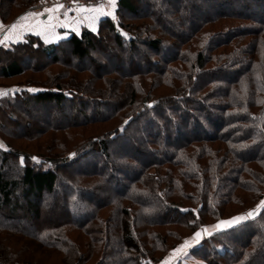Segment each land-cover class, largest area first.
Segmentation results:
<instances>
[{
	"label": "trees",
	"instance_id": "16d2710c",
	"mask_svg": "<svg viewBox=\"0 0 264 264\" xmlns=\"http://www.w3.org/2000/svg\"><path fill=\"white\" fill-rule=\"evenodd\" d=\"M33 1L0 0V22ZM113 16L95 32L0 45V79L43 77L1 97L0 113L13 124L29 119L15 114L16 103L60 116L66 106L69 120L39 126L34 137L80 139L62 149L68 155L48 144L29 156L3 143L0 121V232L15 236L8 243L26 239L17 249L0 243V264H38V248L64 264H157L196 230L264 197V0H116ZM103 41L111 54L101 53ZM93 124L108 128L89 139L76 131ZM121 143L125 153L111 152ZM110 184L115 193L101 197ZM52 195L65 217L38 225ZM263 250L264 208L188 249L203 264H258Z\"/></svg>",
	"mask_w": 264,
	"mask_h": 264
},
{
	"label": "rangeland",
	"instance_id": "374dc122",
	"mask_svg": "<svg viewBox=\"0 0 264 264\" xmlns=\"http://www.w3.org/2000/svg\"><path fill=\"white\" fill-rule=\"evenodd\" d=\"M31 4L29 5V7L27 9H31ZM198 15H199V12H195L192 19H195V17ZM102 43H103V45L100 47L101 53L103 55L111 54L112 45L110 46L109 42L107 43V45H105L106 42H104V41ZM72 63H78V62H75L74 60H72ZM32 64H33V62H30V61L29 62H26V61L23 62L22 61L23 66H26V65L28 66V65H32ZM80 64L83 67L87 66V62L85 60H81ZM109 64H110V65H108L109 67H114V66L117 68L121 67L120 65H116L117 63H115V64H113L112 62L110 63V61H109ZM54 69L56 70L58 68H54ZM72 72L73 71H70L69 73H72ZM80 77L89 78L91 76L88 75L87 73H83L80 75ZM27 78H42L43 79V77L41 75L39 76V75H36V74L28 72V71L19 77H15L12 79H0V90H6L5 94H0V98L8 96L14 90L19 89V87H20L19 84L24 83V81ZM35 85H39V84L36 83ZM116 100H117L116 97L115 98L114 97L108 98L105 106L100 107L101 110L106 111V110L111 109L113 107V102H115ZM14 109H15V114L18 117L21 116V113L23 110L24 112L27 113V117L29 119H25V118L20 117L21 120H18L17 123L11 124V122L7 119V113L6 112L0 113L1 125L3 126V129H5V133L7 136V137L3 138L4 141L3 140L2 141H3V143L9 144L11 146V148H14L15 150H17L19 152H25L29 156H34L33 154H36V153L45 154V146L48 144H52V146H55V147H53V148H55L54 151L57 153H60V154L63 153L61 156H64L65 154L66 155L69 154L68 152H64V151L70 150L77 143V141L80 140V139H78V137L75 138L76 135H74V136H73V134L68 135V133H67L68 131L66 132L67 135H66V133H63V132H59V133L47 132V133H42L40 136H36V138L34 137L35 128H39V126L41 127L44 124H54V123H58V122L63 121V120H69V112H68L66 106H63L62 116L57 115L55 113L53 106L50 107L48 109V112H47V109H45L44 106L34 105L32 102H29V104L27 106H23L20 103L19 104L16 103ZM46 112H47V114H45ZM105 128H108L107 124H105V125L93 124V125H89L87 127H82V128L76 129V131L82 130V135H83L82 137L85 139H89L92 136H96V135L100 134L102 129H105ZM53 138L56 140L60 139L62 141V143H61L62 145L54 144L55 142H54ZM57 143H58V141H57ZM3 147H4V144H3ZM109 148H110L111 152H113V153L122 154V153H125L127 151L128 147L126 144L121 143L120 146L115 144V145H110ZM62 149H64V151H62ZM146 157H147L146 155L140 156V158H142V159L146 158ZM33 158H35V159H33ZM31 160L33 162H38V158H36V157H31ZM114 193H115V187H113V184H110L106 190L102 191L100 196L105 197V196H108V195H111ZM18 197L19 196H17V199L19 200V202L21 204H23V201L20 200V198H18ZM51 197H53V198L49 199V198L44 197L42 199V205L46 204L47 208L50 210V213L47 214V212L42 211V217L37 222L38 225L43 226V225H49L52 223H56L58 221L63 220L65 217V215L63 213L64 212L63 202L59 198V195L58 196L52 195ZM262 201H264V197L262 198L261 202ZM261 202H259L257 205H255L251 209H257V206L260 205ZM260 210L261 209H259L257 211V215L259 214ZM247 211H245L241 214L232 216L230 218H225V219H221V220H229L233 217L245 216ZM18 214H21V213H18ZM22 216H24V215H22ZM256 216H254V217H256ZM221 220H218L217 222L211 223L205 227L208 228L209 226H211L213 224H217ZM14 222L20 223L21 221L18 219V220H15ZM22 223L25 225L26 221L22 220L21 224ZM0 224L1 225L5 224V222L1 218H0ZM205 227H202V228H205ZM202 228L196 230L195 232L200 231ZM25 229H29V228L26 227ZM74 235H75V233H74ZM203 235H205V234L202 233V236ZM8 236H10L9 233L0 232V243L6 244V246H8L10 248L14 247L17 249L19 247V244L22 245L24 242H26V239L23 238L24 242H19V243L16 242L13 244H12V242L8 243L9 239H7V238L12 237V236L11 237H8ZM5 237H7V238H5ZM12 238H15V236ZM185 241H186V239H183L175 249L180 247L182 244L184 245ZM3 249L0 248V251H2ZM42 250H43L42 248H38V252L37 253L35 252L34 254L31 255V258L35 259L38 264H64L63 262L60 261V256L56 257L55 254L48 255V253H45V252H43L41 254L40 252H42ZM174 250H171L166 255L165 258H167V257L172 258ZM3 251H4L5 255L7 256V250L5 249ZM260 258L261 259L259 260L258 264H264V250L262 251V256ZM178 261H179V264H203L201 261L196 259L189 251L182 252Z\"/></svg>",
	"mask_w": 264,
	"mask_h": 264
},
{
	"label": "snow or ice",
	"instance_id": "6c2138e0",
	"mask_svg": "<svg viewBox=\"0 0 264 264\" xmlns=\"http://www.w3.org/2000/svg\"><path fill=\"white\" fill-rule=\"evenodd\" d=\"M43 2L44 0H42V3ZM72 3L73 5H76V7L68 9V8H65V6L59 2V0H54L53 7L45 9L44 12L36 13V12L30 11V12L25 13L24 15L20 16L11 26H8V33L0 36V44H4L5 41H8V40L17 42V38L14 33H15V30L21 26V22L27 21L30 17L43 16L45 15V13L48 14L47 20L39 21L35 25L28 24L24 27H25V30L29 32L33 31L34 28H39L40 31H37L36 34L44 36L45 40H47L50 35L54 34V29L57 25H60L62 27H68V23H63L60 20L61 10H63L62 15L65 21H68L70 19L69 11H75L77 13V16L71 19V23L75 24V23H78L81 19H87L88 21H90L89 26L91 27L92 31L95 32L96 31L95 24L98 21V19L104 16H113L111 9L115 7L116 0H99V4L97 6H93L91 4L87 6L78 5L77 0H72ZM105 4L109 7L108 11H105V8H104ZM113 19H115L114 16H113ZM3 28L4 26L2 25V22H0V32L3 31ZM5 91L6 90H0V94H5ZM262 208H264V201H262L260 205L257 206V209L251 210L245 216H237L229 220H221L217 224L211 227L215 231H223L225 229L232 228L242 223L246 219L253 218L254 215L257 213V211ZM202 233L207 234V235L212 234V232L209 231L207 227H205V228H202L200 231L195 232L192 240L198 242L199 239L202 237ZM189 246H190V241H185L184 245H181L180 247L174 250L173 256H175L176 253H182L184 249ZM162 264H168V261L166 260L162 262Z\"/></svg>",
	"mask_w": 264,
	"mask_h": 264
},
{
	"label": "crops",
	"instance_id": "0c3cea01",
	"mask_svg": "<svg viewBox=\"0 0 264 264\" xmlns=\"http://www.w3.org/2000/svg\"><path fill=\"white\" fill-rule=\"evenodd\" d=\"M104 8H105V11H108L109 10V7L106 4L104 5ZM114 8L111 9L112 13L114 11ZM30 11L34 12L31 9H26L23 12H21L19 15H17L15 18H13L12 20H10V21H8L6 23H2V25L4 26V28H3V31L0 32V36L8 33V26H11L20 16H22L25 13L30 12ZM40 12H44V10L43 11H40ZM40 12H36V13H40ZM62 12H63V10H61V13H60V20L63 23H68V27H62L60 25H57L55 27V29H54V34L50 35L48 37V39L45 40L44 36L37 35L36 34L37 31H40L39 28H34L33 31L29 32V31H26L25 30V27L24 26H26L28 24L35 25L39 21H45V20H47L48 14L45 13V15L40 16V17H30L27 21L21 22V26L18 27L15 30V33L14 34L16 35L17 42L23 40L26 35H34V36H37L44 43H51V42H55V41H57V40H59L61 38L66 37L69 32H74V33L78 34L82 28H87L89 30H92L91 27L89 26L90 25V21H88L87 19H81L78 23H75V24L71 23V19H73V18H75L77 16V13L75 11H70L69 12V18L70 19L68 21H65L64 20V17L62 15ZM100 19H98V21ZM97 22L95 24V27L97 26ZM74 29H76V30H74ZM11 43H16V42H13L12 40H8V41H5L4 44H0V45L6 47V46H8ZM213 225H215V224H213ZM213 225H211V226H213ZM211 226L208 227L209 231H211L212 233L213 232H216L214 229H212ZM205 236H207V234L203 235L202 237H205ZM192 238H193V236L186 240V241H190V246L187 247V248H185L183 252L188 251V249H190L191 247H193L194 245H196L199 242V241L197 242V241L192 240ZM180 255H181V253H177L175 256H172V258L171 257H167V258L163 259L161 262H159L157 264H162V262H164L166 260L168 261V264H179V261L178 260L180 258Z\"/></svg>",
	"mask_w": 264,
	"mask_h": 264
},
{
	"label": "built area",
	"instance_id": "2783aa9c",
	"mask_svg": "<svg viewBox=\"0 0 264 264\" xmlns=\"http://www.w3.org/2000/svg\"><path fill=\"white\" fill-rule=\"evenodd\" d=\"M59 2L63 4L65 8L68 9L76 7V5H73L72 0H59ZM53 3L54 0H44L43 3L42 0H35L31 4V10H33L34 12H40L47 8L53 7ZM77 4L83 6H87L91 4L93 6H97L99 4V0H77Z\"/></svg>",
	"mask_w": 264,
	"mask_h": 264
},
{
	"label": "water",
	"instance_id": "95a60500",
	"mask_svg": "<svg viewBox=\"0 0 264 264\" xmlns=\"http://www.w3.org/2000/svg\"><path fill=\"white\" fill-rule=\"evenodd\" d=\"M251 210H253V209H249V210L246 212V214L249 213ZM256 215H257V213H256L254 216H256ZM249 219H252V218H249Z\"/></svg>",
	"mask_w": 264,
	"mask_h": 264
}]
</instances>
